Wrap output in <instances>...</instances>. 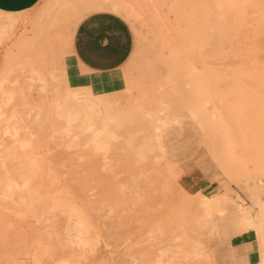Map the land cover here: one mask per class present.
Segmentation results:
<instances>
[{"label": "rangeland", "instance_id": "rangeland-1", "mask_svg": "<svg viewBox=\"0 0 264 264\" xmlns=\"http://www.w3.org/2000/svg\"><path fill=\"white\" fill-rule=\"evenodd\" d=\"M102 10L134 47L95 75L70 43ZM263 17L264 0L0 12V264H264ZM72 89L100 98L90 109Z\"/></svg>", "mask_w": 264, "mask_h": 264}, {"label": "crops", "instance_id": "crops-1", "mask_svg": "<svg viewBox=\"0 0 264 264\" xmlns=\"http://www.w3.org/2000/svg\"><path fill=\"white\" fill-rule=\"evenodd\" d=\"M40 0H0V12L20 14ZM71 51L76 64L95 75L120 69L130 58L134 35L126 19L112 11H95L85 15L71 37ZM160 146L164 148L162 141Z\"/></svg>", "mask_w": 264, "mask_h": 264}, {"label": "bare ground", "instance_id": "bare-ground-1", "mask_svg": "<svg viewBox=\"0 0 264 264\" xmlns=\"http://www.w3.org/2000/svg\"><path fill=\"white\" fill-rule=\"evenodd\" d=\"M244 10V9H243ZM256 10V9H255ZM126 11V10H125ZM245 11V10H244ZM247 11H249V10H246L245 12H247ZM251 12V11H250ZM249 12V13H250ZM258 12V11H257ZM256 12V13H257ZM260 12H262V11H260ZM244 13V12H243ZM252 14V13H251ZM241 15V14H240ZM250 15V14H249ZM261 15V14H260ZM246 16V15H245ZM248 16V15H247ZM243 17H244V15H243ZM247 18V17H246ZM248 18H250V17H248ZM264 18V17H263ZM259 19V18H258ZM264 20V19H263ZM261 22V21H260ZM264 23V22H263ZM263 23H261V24H263ZM258 25V24H257ZM262 26V25H261ZM263 28V27H262ZM261 27H260V29H262ZM258 30H259V28H258ZM261 32V31H260ZM262 34H263V32H262ZM261 43V42H260ZM263 47V46H262ZM261 47V48H262ZM264 50V49H263ZM258 53V52H257ZM259 53H261V52H259ZM263 56V55H262ZM262 58V57H261ZM263 58H264V56H263ZM260 59V58H259ZM260 60H262V62H263V59H260ZM261 63V62H260ZM264 67V66H263ZM261 70V69H260ZM263 71V70H262ZM261 71V72H262ZM91 87V86H90ZM86 88H87V86H86ZM86 88H84V89H86ZM89 88V87H88ZM79 89V88H78ZM80 89H81V87H80ZM262 89V88H261ZM73 90V89H72ZM70 91V96H71V98L72 99H74L75 100V102L77 103V104H85L86 105V107H88V108H90V107H92V106H96L95 104H96V101L100 98V95L99 94H97V93H95V92H93L92 90H86V92H81V90L80 91H78V90H73V91ZM260 91H262V90H260ZM264 96V95H263ZM91 109V108H90ZM70 121H72V120H76V117L75 116H72V117H70V119H69ZM161 121V119H157V121ZM156 124V123H155ZM155 126V125H154ZM155 129V128H154ZM155 133H156V131H155ZM153 136V135H152ZM154 137V136H153ZM23 168H25V167H23ZM33 168V167H32ZM26 169V168H25ZM35 169V168H34ZM29 170V169H28ZM19 172V171H18ZM28 172V171H27ZM20 173V172H19ZM17 175H18V173H17ZM27 175H29V174H26V177H27ZM25 176V175H24ZM50 176H51V174H50ZM20 177H22L21 175H20ZM26 177H25V179H26ZM13 179V178H12ZM51 179V178H50ZM21 180V179H20ZM19 180V182H21ZM27 180H29L28 179V177H27ZM12 181V180H11ZM10 181V182H11ZM14 181V180H13ZM12 181V182H13ZM25 181L26 180H24L23 181V183L22 184H27V183H25ZM51 181V180H50ZM52 181H54V180H52ZM51 181V190L53 189V186H52V182ZM14 182H16V181H14ZM13 182V183H14ZM60 182V181H59ZM13 183H11V184H13ZM54 183H55V181H54ZM53 183V184H54ZM9 185L10 186V188L13 186V185ZM16 185H17V183H15ZM15 184H14V186H15ZM28 184H29V182H28ZM27 184V185H28ZM44 184V183H43ZM50 184V183H49ZM59 185H61V184H59ZM36 186V185H35ZM56 186V185H55ZM23 187H24V189H25V186L23 185ZM37 187V186H36ZM63 187V186H62ZM61 186H59V187H55L54 188V190H53V192H52V196L51 195H48V193L47 194H43V197H44V195H48L49 197H67L68 196V194L66 193V189H64V188H62ZM19 188V187H18ZM41 188V187H40ZM14 189H15V187H14ZM23 188H22V190H24ZM28 189L30 190V187L28 186ZM33 189V188H32ZM44 189H45V186H44ZM49 189V188H48ZM13 190V189H12ZM21 190V189H20ZM21 190V191H22ZM39 191H41L40 189H38ZM38 190H37V192H38ZM15 191V190H14ZM32 191V190H31ZM48 191V190H47ZM16 192H17V190H16ZM24 192V191H23ZM30 192V191H29ZM15 193V192H14ZM36 194V196H33V197H37V193H35L34 191L32 192V194ZM38 193H40V192H38ZM4 194H5V192H4ZM16 194V193H15ZM21 194V193H20ZM27 194H29V195H31V192L30 193H28L27 192ZM51 194V193H50ZM11 195V194H10ZM17 195H19V193L17 194ZM26 195V194H25ZM25 195H23V193H22V196L24 197ZM7 196H8V194H7ZM41 195H39L38 197H40ZM6 197V196H5ZM12 197V196H11ZM15 197V196H14ZM26 197V196H25ZM31 197V196H30ZM42 197V196H41ZM178 236V235H177ZM179 236H182L181 238H183V240H184V238L186 237H183V235H179ZM171 238V237H170ZM187 238V237H186ZM166 239V238H165ZM167 239H168V237H167ZM179 240V242H180V239H178ZM186 241H187V239H185ZM177 240H175V242H176ZM171 242V241H170ZM169 242V243H170ZM185 242V241H184ZM173 243H174V241H173ZM176 243H178V242H176ZM181 243H183V241L181 242ZM171 245V244H170ZM173 245H175V243L173 244ZM186 245H187V243H186ZM186 247V246H185ZM168 249V248H167ZM173 249V248H172ZM172 249L170 250V251H172ZM175 249V248H174ZM187 249V248H186ZM169 251V252H170ZM184 252H186V251H184ZM209 253H211V252H209ZM73 254V253H72ZM212 254V253H211ZM170 255V254H169ZM173 255V254H172ZM198 255V253H194V252H192L190 255H186V258H187V260L183 263H178V264H186V263H188V262H190V261H192L193 260V258L195 257V256H197ZM181 256V255H180ZM180 256H178L177 258H180ZM172 257V256H171ZM185 257V256H184ZM184 257H182V258H184ZM173 258H174V255H173ZM176 258V257H175ZM237 259V258H236ZM177 260V259H176ZM181 260V259H180ZM184 260V259H183ZM182 260V261H183ZM238 261V260H237ZM173 262V261H172ZM240 264H241V262H239ZM238 263V264H239ZM171 264V263H170Z\"/></svg>", "mask_w": 264, "mask_h": 264}]
</instances>
